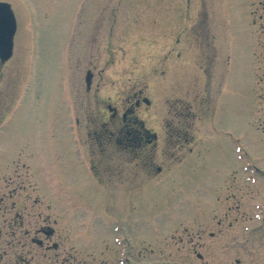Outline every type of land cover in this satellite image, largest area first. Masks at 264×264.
Wrapping results in <instances>:
<instances>
[{"label":"rangeland","instance_id":"1","mask_svg":"<svg viewBox=\"0 0 264 264\" xmlns=\"http://www.w3.org/2000/svg\"><path fill=\"white\" fill-rule=\"evenodd\" d=\"M6 1L0 264H198L199 245L249 264L264 246V0ZM96 7L113 28L90 30ZM137 97L151 157L100 135L121 119L108 106Z\"/></svg>","mask_w":264,"mask_h":264},{"label":"flooded vegetation","instance_id":"2","mask_svg":"<svg viewBox=\"0 0 264 264\" xmlns=\"http://www.w3.org/2000/svg\"><path fill=\"white\" fill-rule=\"evenodd\" d=\"M0 1H6V0H0ZM102 12H104V11H102V9L100 7H96V10L92 11L91 21H90V25H91L90 30L92 32H93V29H95L97 27L99 29L101 26H105L103 24L104 19L97 17V14L102 13ZM111 14L113 17L115 16L114 12H111ZM115 22L116 21L113 20V21H111V26L110 25L106 26V28L101 27V29L113 28ZM95 39H96L95 36H93L92 41H91L92 43H90V44L95 45L96 44ZM102 39L104 40V38H102ZM89 75H91V72ZM138 97L135 100V105H129L128 104L123 109L121 116H119V111L116 108L112 109L113 108L112 106H108V108H109L108 110H111L110 118L113 120V119H119V117H121V119H120L119 124L116 126L117 129H115L113 131L110 130L111 132H100V135H104V134L107 135L110 142H112L115 139L117 144L121 145L125 151H128L132 154H136V155H138V157H140V155H142V152H144L145 157L146 156L151 157L154 155L153 152L155 151V147L157 146L158 133L155 131L153 132V131L149 130L148 127L146 126V123L144 122V120L140 116L137 115L136 108L140 106V102H141V100L138 99ZM145 102L147 104H149L148 99H145ZM184 123H186V122H184ZM112 125H114V124H112ZM172 125H173V123H172ZM178 127H179V129L184 130L186 126L180 128V126L178 125ZM171 131H173V133H171L170 135L179 134V132H180V130H178V128H175L174 125H173V127L171 126ZM11 206L12 207L9 208L8 212L13 210L15 203L13 202ZM6 210H7V208L5 209V211ZM17 210H19V209H17ZM19 211H16V214H15L16 216H19ZM41 230L44 232L46 231L44 226L41 227ZM255 230L263 231L262 226L259 228H255ZM49 232H48V234H49ZM191 248H192L191 252L196 256V258H197L196 260H197L198 264H200V263L201 264H232V263L233 264H248L247 262H243L242 259L240 257H238L237 255L233 256L232 261L226 259V260H220V261L213 262L211 260L212 257L221 258L222 256H226V255L216 254V253L226 252L227 247H223V246H217L216 247V246H212V245H210V246L199 245V246H191ZM204 248L207 249V251L202 250ZM142 251L141 250H135L134 256L137 258H142L141 257ZM151 251H152V249H151ZM230 252L235 253V251H230ZM207 253H210L212 255L207 254ZM247 253H249V255H248V257L250 259L249 264H254V263H252V261L256 262V264H264V246L263 245L262 246H257V245L248 246ZM229 258L231 259V257H229ZM118 260H120V258ZM131 260H133V263H135V264H159L160 263L158 261L142 263V262H139L138 260H136L135 258H131ZM177 262H171L169 264H177ZM162 264H168V262H162Z\"/></svg>","mask_w":264,"mask_h":264},{"label":"water","instance_id":"3","mask_svg":"<svg viewBox=\"0 0 264 264\" xmlns=\"http://www.w3.org/2000/svg\"><path fill=\"white\" fill-rule=\"evenodd\" d=\"M16 19L7 2H0V60L7 61L13 54Z\"/></svg>","mask_w":264,"mask_h":264}]
</instances>
